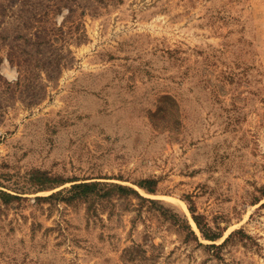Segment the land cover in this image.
Masks as SVG:
<instances>
[{
    "label": "rangeland",
    "instance_id": "rangeland-1",
    "mask_svg": "<svg viewBox=\"0 0 264 264\" xmlns=\"http://www.w3.org/2000/svg\"><path fill=\"white\" fill-rule=\"evenodd\" d=\"M0 191V264H264V0H0Z\"/></svg>",
    "mask_w": 264,
    "mask_h": 264
},
{
    "label": "trees",
    "instance_id": "trees-1",
    "mask_svg": "<svg viewBox=\"0 0 264 264\" xmlns=\"http://www.w3.org/2000/svg\"><path fill=\"white\" fill-rule=\"evenodd\" d=\"M33 174H34V176H36V177H34V179H35V181L38 182V184H37V185H39L38 189L43 190L44 189L43 187H46L45 184H43V183H45V181L46 182L49 181L48 176L45 173H41V172H34ZM96 185L97 184H88V183L79 184V185L73 186L70 191H80V193H85V192L91 191V188L96 187ZM139 185H140V187L146 189L149 192H154V188L152 187L153 181L144 180V181L140 182ZM118 189H119V191H122V192L126 191L124 188H121V187H119ZM0 198H1V200H3L4 203H7V201H10L11 199H16V198L18 199L17 196H13L9 193L1 192V191H0ZM39 199L40 198H37V200H39ZM193 219H194L198 229L201 231V233H203V236L207 239L213 240L214 239L213 237H210V236H208V234H206L205 229H207V226L201 225V223L199 222L198 216H193ZM227 240L225 242H227Z\"/></svg>",
    "mask_w": 264,
    "mask_h": 264
},
{
    "label": "clouds",
    "instance_id": "clouds-1",
    "mask_svg": "<svg viewBox=\"0 0 264 264\" xmlns=\"http://www.w3.org/2000/svg\"><path fill=\"white\" fill-rule=\"evenodd\" d=\"M65 14H67V10H65Z\"/></svg>",
    "mask_w": 264,
    "mask_h": 264
}]
</instances>
